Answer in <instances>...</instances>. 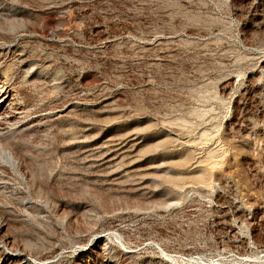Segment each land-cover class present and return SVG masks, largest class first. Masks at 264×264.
Listing matches in <instances>:
<instances>
[{
	"label": "rangeland",
	"instance_id": "obj_1",
	"mask_svg": "<svg viewBox=\"0 0 264 264\" xmlns=\"http://www.w3.org/2000/svg\"><path fill=\"white\" fill-rule=\"evenodd\" d=\"M0 90V264H264V0H0Z\"/></svg>",
	"mask_w": 264,
	"mask_h": 264
},
{
	"label": "bare ground",
	"instance_id": "obj_2",
	"mask_svg": "<svg viewBox=\"0 0 264 264\" xmlns=\"http://www.w3.org/2000/svg\"><path fill=\"white\" fill-rule=\"evenodd\" d=\"M1 89H2V88H1ZM4 99H6V98H5V91H4V90H0V104L2 103V101H3ZM3 103H4V102H3ZM4 104H5V103H4ZM9 105H12V102H10V101L7 102V103L5 104V107H6V106H9ZM14 109H15V108H14ZM20 111H21V110H20ZM4 115H5V114H4ZM17 118H18V117H17ZM22 118H23V117H22ZM12 120H13V119H12ZM8 121H10V119H8ZM19 121H20V120H19ZM6 157H7L9 160H11V157H10L9 155H7ZM113 161H114V159H111V158L109 159V158H108V160H107L106 162H113ZM106 162H105V163H106ZM196 163H197V162H196ZM112 164H113V163H112ZM206 168H207V167H206ZM80 259H81V258H80Z\"/></svg>",
	"mask_w": 264,
	"mask_h": 264
}]
</instances>
